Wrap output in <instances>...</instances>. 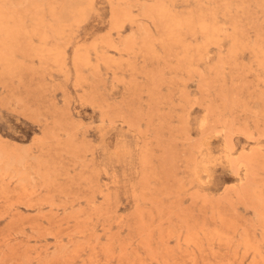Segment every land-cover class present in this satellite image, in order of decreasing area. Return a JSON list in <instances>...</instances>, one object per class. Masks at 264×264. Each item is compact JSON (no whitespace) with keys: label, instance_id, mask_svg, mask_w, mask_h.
<instances>
[{"label":"rangeland","instance_id":"rangeland-1","mask_svg":"<svg viewBox=\"0 0 264 264\" xmlns=\"http://www.w3.org/2000/svg\"><path fill=\"white\" fill-rule=\"evenodd\" d=\"M0 264H264V0H0Z\"/></svg>","mask_w":264,"mask_h":264}]
</instances>
